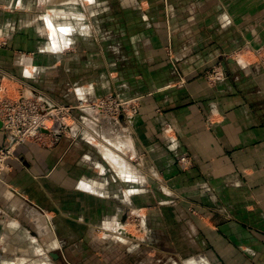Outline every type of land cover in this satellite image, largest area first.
<instances>
[{
  "label": "crops",
  "instance_id": "1",
  "mask_svg": "<svg viewBox=\"0 0 264 264\" xmlns=\"http://www.w3.org/2000/svg\"><path fill=\"white\" fill-rule=\"evenodd\" d=\"M263 46L264 0H0V96L84 107L1 167L0 243L31 224L40 255L264 264ZM111 93L139 113L85 107Z\"/></svg>",
  "mask_w": 264,
  "mask_h": 264
},
{
  "label": "rangeland",
  "instance_id": "2",
  "mask_svg": "<svg viewBox=\"0 0 264 264\" xmlns=\"http://www.w3.org/2000/svg\"><path fill=\"white\" fill-rule=\"evenodd\" d=\"M31 2L33 3V0H27L28 5L32 4ZM233 56H235V54H233ZM257 59H258V61L264 63V61L260 60V58L257 57ZM214 67H212L211 69H208L204 73V78L208 74H211L212 71L215 70V68H220V64L218 63L217 66L215 68ZM3 96H6V95H1L0 98H2ZM28 96H33V97L37 96V97H39L38 98L39 101L41 100L49 106L56 107L55 108L56 110L59 108H60V110L61 109L63 110L59 114H58V112H55L56 116L52 117V119L50 121V124L52 127L54 126V130L56 133H57L58 128L63 124V122H64L63 127L65 128L72 121L75 120V122H76V120H80V117H82L80 112L83 111V109H81V108H84V107L81 104H79L75 107H66L65 105H61L60 103L56 102L54 99L50 98L49 95H46V94L41 96V95H36V94L34 95V93L33 94L29 93ZM140 100H141V98H138V97L127 98V97H124V96L119 95L117 93H111V94H108V95L98 99L96 102H94L88 106H85V107L92 109L93 111L98 113V115L106 116V117H109L112 119H118L119 120L121 118L125 119V118H129V117H133L136 114H138L139 110H140ZM116 102L117 103L118 102H123V103L132 102V103L125 105L124 108L117 109L116 104H115ZM104 103H105V105L103 106L102 104H104ZM97 104L100 105V109H98V110H96L95 108L93 109V106L97 105ZM60 118L63 119L62 120L63 122L60 121ZM55 123H56V125H54ZM63 133L64 134L67 133L66 130L61 132V134H63ZM45 138L43 139V141H40V142L34 141V142L38 143L40 145H43V146L51 145V142L46 141ZM56 139L58 140V138L56 136H54V138H53L54 143L56 142ZM6 146H4V148H2L0 150V155H2V151H4ZM188 160H189L188 158H183L180 160V163L184 166L185 169L190 167ZM189 211L192 214H198L199 215V213H197V211L193 207H189ZM26 226L27 227H22V228L28 229L29 231L24 232L22 229L21 234L17 232L16 234L12 235L11 238H9L6 242L0 243V264H40L41 260H44V262H47L48 264H106V262L101 257V256L105 257V253H104L105 251H103V253L101 255V254H99L100 250L98 251V248H96V252L85 253V254H83V253H78V254L71 253V254L67 255V254L62 253L61 250L56 251L54 253L61 255V258L56 260V261L53 259V257L49 253H47L45 255L44 254L40 255L39 253H36L37 249H36L35 245L40 246V244H41L43 246L44 244H46L48 242L47 240H49V239L48 238H42L41 239L42 243H40V242L36 243L35 239H34V233L31 230V228H33V225L30 224V225H26ZM67 256L68 257L70 256V258H72L71 259L72 262L68 260Z\"/></svg>",
  "mask_w": 264,
  "mask_h": 264
},
{
  "label": "built area",
  "instance_id": "3",
  "mask_svg": "<svg viewBox=\"0 0 264 264\" xmlns=\"http://www.w3.org/2000/svg\"><path fill=\"white\" fill-rule=\"evenodd\" d=\"M255 53L260 60L264 61V46L255 51ZM219 64L220 68H215L216 65L214 67L215 70L205 77L206 82L210 86H215L225 78L223 63ZM38 98L37 96H17L12 98L8 95L0 98V119L3 123V130L9 139V144L2 151V155H0V167H4L8 158L13 156V149L18 145L34 141L40 142L47 135H57L54 126H49V124L52 117H54V113L58 112L59 114L63 110H60V108L56 110V107L49 106L45 102L39 101ZM131 103L116 102L115 104L117 109H121ZM102 105L104 106L105 103ZM97 107L100 109L99 104H97ZM62 120L60 118V121ZM63 125L64 122L60 126V133L67 128V126L64 128Z\"/></svg>",
  "mask_w": 264,
  "mask_h": 264
},
{
  "label": "water",
  "instance_id": "4",
  "mask_svg": "<svg viewBox=\"0 0 264 264\" xmlns=\"http://www.w3.org/2000/svg\"><path fill=\"white\" fill-rule=\"evenodd\" d=\"M223 66H224V70H226V68H227V64L225 63V64H223ZM0 129H3V123H2V121H1V119H0ZM52 256H53V258H54L55 260H58V259L61 258V255H60V254H52Z\"/></svg>",
  "mask_w": 264,
  "mask_h": 264
},
{
  "label": "bare ground",
  "instance_id": "5",
  "mask_svg": "<svg viewBox=\"0 0 264 264\" xmlns=\"http://www.w3.org/2000/svg\"><path fill=\"white\" fill-rule=\"evenodd\" d=\"M94 108H95L96 110H98L97 105H94V106H93V109H94ZM81 109H82V108H81ZM97 112H98V111H97ZM54 114H55L54 116H56V113H54ZM50 125H51V124H49V126H50ZM0 170H1V167H0Z\"/></svg>",
  "mask_w": 264,
  "mask_h": 264
}]
</instances>
